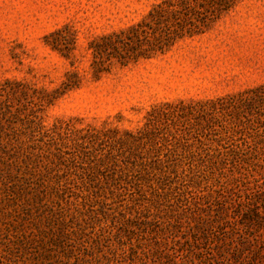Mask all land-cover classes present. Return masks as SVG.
Segmentation results:
<instances>
[{"label": "rangeland", "instance_id": "obj_1", "mask_svg": "<svg viewBox=\"0 0 264 264\" xmlns=\"http://www.w3.org/2000/svg\"><path fill=\"white\" fill-rule=\"evenodd\" d=\"M163 1L0 0V264H264V0L107 59Z\"/></svg>", "mask_w": 264, "mask_h": 264}, {"label": "trees", "instance_id": "obj_2", "mask_svg": "<svg viewBox=\"0 0 264 264\" xmlns=\"http://www.w3.org/2000/svg\"><path fill=\"white\" fill-rule=\"evenodd\" d=\"M233 0H165L153 6L143 19L103 38L107 59L122 64L141 55L163 51L176 39L201 32L208 23L228 8ZM141 51L147 54H141Z\"/></svg>", "mask_w": 264, "mask_h": 264}]
</instances>
